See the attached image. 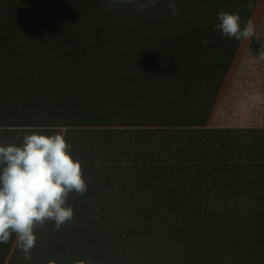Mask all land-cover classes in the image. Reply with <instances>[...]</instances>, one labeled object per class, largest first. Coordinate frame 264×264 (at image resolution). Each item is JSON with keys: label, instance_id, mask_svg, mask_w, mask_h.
<instances>
[{"label": "trees", "instance_id": "1", "mask_svg": "<svg viewBox=\"0 0 264 264\" xmlns=\"http://www.w3.org/2000/svg\"><path fill=\"white\" fill-rule=\"evenodd\" d=\"M176 7L173 15L168 0L147 10L114 0H0V143L58 132L77 158L97 143L106 155L116 154L119 135L154 133L171 138L160 154L186 147L198 155L179 161L187 168L183 176H170L165 160L135 163L123 204L130 210L124 240L135 253H116L110 246L116 236L95 229L99 220L83 212L75 191L66 199L72 219L51 225L56 253L66 242L67 252L96 264H225V250L243 248L259 255L255 243L264 241V225L251 222L255 210L264 213V159L252 150L264 130L210 124L251 39L215 31L217 13H239L242 26L250 20L256 31L264 0H176ZM241 145L244 157L233 159ZM87 158L82 173L92 169ZM213 168L235 173L240 212L223 197L205 195L202 180ZM253 173L262 182L254 183ZM212 215L246 222L243 239L230 225L209 228ZM17 243L12 233L0 244V264L14 259Z\"/></svg>", "mask_w": 264, "mask_h": 264}, {"label": "rangeland", "instance_id": "2", "mask_svg": "<svg viewBox=\"0 0 264 264\" xmlns=\"http://www.w3.org/2000/svg\"><path fill=\"white\" fill-rule=\"evenodd\" d=\"M258 30L264 32V20ZM252 61L248 59L238 66L230 87L211 121V128H235L236 130H252L253 128V130H264V70L251 68L254 66L251 65ZM261 137L263 138L257 142V146L252 150V156L255 159H264V136ZM118 138L122 139L123 145L116 148V154L106 155L100 144L97 143L88 156H86L84 151L76 156V159L81 163L87 157L92 163V169L83 172V176L88 179V183L85 181L87 184L86 191L83 194L78 193L80 197L79 203H83V212L86 215H92L95 220H99V223L94 225L97 231L105 233L109 230L113 237L116 236L110 246L117 254H125L132 252V250L135 253L136 250L124 240L130 210L126 205H123L125 199L131 195L132 189L127 186V182L133 176L135 163L160 164L165 160L172 163L168 171L170 176H178L179 174L183 176L187 172V168L180 167L179 161L189 160L191 157L198 159V155L186 147L175 150L168 148V152L165 155L163 153L160 154V148L166 143L164 142L163 144V141L171 140V138L167 136L163 138L154 133L127 134L124 137L119 135ZM245 145H248V141ZM241 147L242 145L234 150L233 159L239 160L244 157L239 154ZM115 160L117 163H108V161ZM252 176L254 183L259 184V182H262L256 179L257 175L255 173ZM218 177L224 178L223 184L219 186V189L216 190L215 188L216 191H210ZM234 178L235 173L227 170L209 169L206 178L202 180V188L204 193H206L205 195L208 194L214 199L218 196L223 197L227 203L235 205V209L240 212L242 201L236 198L240 195V192L235 189L237 184L234 182ZM252 194L256 196L258 192L253 191ZM241 195L243 194L241 193ZM208 200L212 204L211 199ZM258 211L255 210L253 213L254 222H251V225L261 227L264 225V213ZM82 215L84 214L81 213L78 216L82 217ZM216 218L215 215L211 216L210 219L212 221L209 228L220 227L221 229H228L230 225L233 228L236 227V232L243 239L246 233L245 229H248L245 226L246 222L234 220L229 215L222 216L223 219ZM42 224L45 225L40 226L41 224H37L34 226L36 239L33 248L28 254L29 258L25 259V253L17 243L14 248V259L11 260L12 262H8L9 264H96L88 258L84 260L86 257L80 256L79 253L77 254L71 249L67 252L69 245L66 242L63 243V250L65 251L56 253L52 243L53 230L51 229V225H54L55 222L45 220ZM210 240L217 241L218 239L213 238ZM159 243L164 246L161 241ZM255 249L259 251L257 256L250 254L244 248L236 252L225 250V256H227L225 264H264V241L256 242ZM108 257L106 253L103 254V258Z\"/></svg>", "mask_w": 264, "mask_h": 264}, {"label": "clouds", "instance_id": "3", "mask_svg": "<svg viewBox=\"0 0 264 264\" xmlns=\"http://www.w3.org/2000/svg\"><path fill=\"white\" fill-rule=\"evenodd\" d=\"M135 4L140 10L155 6L157 0H114ZM173 15L176 0H168ZM251 6V3L249 4ZM213 27L227 38H251L255 32L249 20L243 24L239 13L221 10ZM207 39L202 44L207 45ZM83 194L86 182L81 162L74 158L70 145L61 133L32 132L21 143H0V244L12 233L25 259L35 243L34 226L52 220L56 226L73 217L66 203L70 192Z\"/></svg>", "mask_w": 264, "mask_h": 264}, {"label": "crops", "instance_id": "4", "mask_svg": "<svg viewBox=\"0 0 264 264\" xmlns=\"http://www.w3.org/2000/svg\"><path fill=\"white\" fill-rule=\"evenodd\" d=\"M263 20L264 18L261 20L258 27L263 22ZM258 27H257V30L254 32L255 35L251 37L238 63V66L243 64L246 60L249 59V60H253L251 62V65H254V66H252L251 68L264 70V32L259 31ZM232 129H235V128H232Z\"/></svg>", "mask_w": 264, "mask_h": 264}]
</instances>
